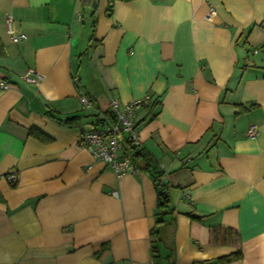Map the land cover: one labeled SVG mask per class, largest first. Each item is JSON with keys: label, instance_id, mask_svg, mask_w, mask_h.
Returning <instances> with one entry per match:
<instances>
[{"label": "crops", "instance_id": "crops-1", "mask_svg": "<svg viewBox=\"0 0 264 264\" xmlns=\"http://www.w3.org/2000/svg\"><path fill=\"white\" fill-rule=\"evenodd\" d=\"M91 13L0 0V264H214L237 249L226 264H264V0H98ZM146 95L134 151L165 173L162 215L141 158L116 176L76 147L111 96ZM213 227L238 242H212Z\"/></svg>", "mask_w": 264, "mask_h": 264}, {"label": "built area", "instance_id": "built-area-1", "mask_svg": "<svg viewBox=\"0 0 264 264\" xmlns=\"http://www.w3.org/2000/svg\"><path fill=\"white\" fill-rule=\"evenodd\" d=\"M211 9L209 13H213ZM8 32L14 42L25 39V34H15L11 27V19L6 20ZM257 49L254 50L256 52ZM23 80L34 83L39 75L33 70L27 71L21 76ZM0 87L6 89L9 84L0 81ZM83 108L91 106V100L86 96H81ZM153 102L151 96L146 95L141 99L130 102H120L115 97L109 98L107 113H102L97 118L92 128H85L83 125H77L78 136L76 147L86 149L90 152L94 161H99L107 165L116 176L138 173L140 167L134 159V148L139 144V137L136 130L135 110L137 107L149 106ZM257 128L255 125L247 129L248 136H254ZM5 178L13 183L17 176L13 172L5 174ZM111 194L117 196V191L112 190Z\"/></svg>", "mask_w": 264, "mask_h": 264}, {"label": "trees", "instance_id": "trees-1", "mask_svg": "<svg viewBox=\"0 0 264 264\" xmlns=\"http://www.w3.org/2000/svg\"><path fill=\"white\" fill-rule=\"evenodd\" d=\"M98 0H81V3L83 5H88L92 8V15H95L96 7H97ZM95 18L93 20L94 25ZM0 55H1V46H0ZM101 96H97L96 98H100ZM154 103V102H153ZM153 103H151L149 106L145 107H153ZM101 112L107 113L108 111L101 110ZM54 117V116H53ZM59 123L63 124H70L74 122L78 117L72 116V117H64V118H56L54 117ZM30 132L36 135L38 138L41 139H48L43 133L38 131L35 128H31ZM144 162L145 167L148 171V173L153 178V181L155 183V186L157 187V208L159 209L160 214H165L169 211H171V208L169 206V186L167 184V181L165 180V173L162 170H159V172L155 173L156 167L153 166L155 163L154 159L146 152H142L140 150L134 151V159H140ZM193 218H198L195 216H192ZM161 218L157 220V222H160ZM211 235V241L214 243H237L238 242V233L231 229V228H225V227H213L210 230ZM242 253L239 249H237L234 252H231L227 255L219 256L214 260V264H226L232 261H236L241 259Z\"/></svg>", "mask_w": 264, "mask_h": 264}, {"label": "water", "instance_id": "water-1", "mask_svg": "<svg viewBox=\"0 0 264 264\" xmlns=\"http://www.w3.org/2000/svg\"><path fill=\"white\" fill-rule=\"evenodd\" d=\"M153 166L156 167V166H157V163H154ZM154 172H155V173L159 172V169L156 168ZM155 187H156V186H155ZM156 190H157V187H156Z\"/></svg>", "mask_w": 264, "mask_h": 264}]
</instances>
